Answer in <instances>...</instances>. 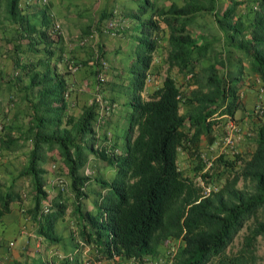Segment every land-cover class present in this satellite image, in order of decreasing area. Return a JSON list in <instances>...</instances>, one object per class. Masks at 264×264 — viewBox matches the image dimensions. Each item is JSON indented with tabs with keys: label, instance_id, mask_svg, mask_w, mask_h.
Instances as JSON below:
<instances>
[{
	"label": "trees",
	"instance_id": "16d2710c",
	"mask_svg": "<svg viewBox=\"0 0 264 264\" xmlns=\"http://www.w3.org/2000/svg\"><path fill=\"white\" fill-rule=\"evenodd\" d=\"M19 1L0 0V23L17 24L4 38L13 45L9 56L13 75L8 78V72L0 68V88L4 86L7 96L5 106H0V155L21 150L24 157L16 172L0 176V222L17 203L47 247L62 242L57 223L71 206V237L76 246L89 245L96 259L107 264H124L126 259L148 264L145 256L155 257L172 238L181 239L172 264H251L258 237L264 238V113H255L252 150L232 157L219 153L205 169L202 141L214 143V127L222 116L225 121L235 118L242 102L244 70L241 61L235 71L222 73L223 50L210 55L212 44L200 42L190 26H202L199 18L211 13L223 32L225 51L245 57L254 78L264 84V0H226L220 8L218 0L138 3L130 15L138 25L120 152L112 136L96 129L94 99L77 114L69 111L68 74L89 60L97 73L104 60L102 48L91 47L86 59L68 58L64 66L59 65L60 30L48 19L42 26L30 22ZM108 15L101 14L91 25L102 26L106 18L116 16L123 22L115 35L120 34L129 15L118 10ZM162 23L168 33L166 62L187 76L186 87L167 72L162 83L144 97ZM89 28L86 35L93 32ZM208 57L212 61L203 64ZM180 152L192 159V171L200 174L207 191L180 168ZM91 153L115 166L110 179L85 171ZM55 169L68 181L64 175L65 185L56 183L57 195L50 199L48 176ZM6 170L10 172L7 168L1 172ZM90 183L96 187L93 208L86 205ZM44 203L49 204L46 211ZM243 227L239 246L229 251ZM0 237L3 251L5 239ZM50 263L82 262L74 263L67 256ZM35 264L47 263L40 257Z\"/></svg>",
	"mask_w": 264,
	"mask_h": 264
},
{
	"label": "crops",
	"instance_id": "0c3cea01",
	"mask_svg": "<svg viewBox=\"0 0 264 264\" xmlns=\"http://www.w3.org/2000/svg\"><path fill=\"white\" fill-rule=\"evenodd\" d=\"M141 0H20L19 5L23 8V11H26L30 22L36 23L39 26H42L43 22L48 19L49 23L59 22L60 24V37L63 45V53L61 58L58 61V64L64 66V61L68 58L73 60L86 59L89 56L88 51L91 47L95 50L100 46L104 51V60L106 67L102 66L98 72H102L105 75V80L103 83L97 81V74L94 76L93 73H84L83 70H73L71 71L67 78L69 82V93H68V103L69 111L71 113L77 114L80 112L84 104L89 103L92 99L95 98L97 93H100L104 98L109 96L110 101L115 103L114 110L106 117V119L101 122L99 125L96 124L97 131L99 130L102 135L103 132H109V135L113 142L116 143V151L120 152L123 145V133L126 127L127 122V111L128 106L126 105L129 100V90H128V74H129V64L133 56L135 55V37L134 30L136 29L138 22L135 19H132L130 15L132 12L138 9V3ZM157 3H162V0H156ZM222 7V6H221ZM0 8V13H1ZM115 10L122 11L124 14L129 15L128 19H124L125 25L122 28V32L118 35H113L103 28V26H92L91 24L97 21L101 14L109 13L113 15ZM108 15V16H109ZM204 14L199 19L203 20ZM110 17V16H109ZM128 17V16H127ZM128 20V22H127ZM93 21V22H92ZM8 22V21H7ZM8 26H17L16 23L8 22ZM1 24V23H0ZM163 29L160 31L159 46L157 50L153 53V59L151 62V67L148 72L144 89L142 95L144 97L148 96V93L155 87L159 86L162 83V79L167 72H170L176 77L178 82L182 83V88H185L183 81L187 76H183L181 72L178 71L177 66L168 67L166 62V50L165 45L167 44V27L164 23L161 24ZM90 27V28H89ZM94 30L92 38L86 40L82 44L80 42L81 36L86 34L88 30ZM192 33L197 36V39L200 42L208 41L210 42L211 48L209 49V54L213 56L215 51L223 50L225 57L226 65L221 68L222 73H225L230 69L231 72L235 71L236 66L239 62H243V96L240 107L236 110L235 115H240L241 123L247 128H251V131H247V134L250 136L242 135V139L237 144L238 149L235 147L233 150H230L231 145L227 144L225 139L221 136L223 144L219 145L218 152H224L225 155H229V152L241 151V154H246L254 147L252 133V128L254 127L257 119L254 118L253 106L258 97L260 96L264 100V94L259 95L257 93L256 87L259 83L258 79L254 78V74L250 72L248 68L247 60L245 57H240L233 52L225 51V38L222 30L219 26H190ZM13 28H11L10 35ZM215 31V32H213ZM217 32V33H216ZM9 35V36H10ZM12 53V49L8 52V58ZM33 55V53H31ZM10 60V59H9ZM212 61L211 57H208L202 61L203 64H207ZM86 66L89 69H92L94 66L91 64ZM0 68H3V65L0 64ZM5 70V69H4ZM6 71V70H5ZM8 78L13 75L12 70H8ZM248 77L253 78V84H250ZM96 79V81L94 80ZM108 84L105 89L103 87L99 88L98 85L103 86ZM3 85L0 88V99L5 97L6 91L3 90ZM106 95V96H105ZM5 100V99H4ZM95 101V100H94ZM0 104H4L3 100H0ZM78 111V112H77ZM225 123V118L222 116V121L217 124L221 125ZM217 125L214 127L215 141L213 144L208 145L203 139V145L205 148L209 149L212 146L219 142L217 141L219 129ZM220 128V129H221ZM244 130V128H243ZM241 137V134L239 135ZM245 140H244V139ZM208 145V146H207ZM227 145V148H225ZM229 145V146H228ZM207 146V147H206ZM232 147V146H231ZM22 151H16L13 154L21 153ZM12 154V153H11ZM52 166L55 167L54 164ZM115 166L107 163L102 157H99L95 154H89V159L85 165V171L93 176H100L105 179H110L114 173ZM57 169L53 173H50L48 176L47 187L49 190L50 199H54L57 195L58 185L56 184L54 177L57 174ZM65 175V174H64ZM63 175V176H64ZM66 176V175H65ZM65 180L68 181L67 176ZM88 197L86 198V205L89 208H93L94 197L96 194V187L93 183H90L87 187ZM69 200L72 199L70 193L68 194ZM18 204L13 203V210L7 215L15 211V207ZM71 206L67 209L66 214L64 215L63 220H59L57 223V231L62 235V242L59 244H52L47 246V251H52L50 255L56 254L55 256L67 257L75 263L78 261L83 264H90V261H85V256L93 254L92 248L89 245H83L82 247H77L75 244V239L71 237V230L73 226V217L70 213ZM27 221L31 225V232L38 241L40 247L45 245V242L41 240L39 236L35 233V226L30 219ZM24 232L23 230H20ZM43 246V247H44ZM39 247V249H40ZM1 255L4 253H0ZM54 256V257H55ZM40 257L43 258V253H40ZM29 258V257H28ZM31 261V258L29 259ZM105 261V260H103ZM100 262V260H99ZM81 263V264H82ZM132 264V263H130ZM159 264H163L161 261Z\"/></svg>",
	"mask_w": 264,
	"mask_h": 264
},
{
	"label": "rangeland",
	"instance_id": "374dc122",
	"mask_svg": "<svg viewBox=\"0 0 264 264\" xmlns=\"http://www.w3.org/2000/svg\"><path fill=\"white\" fill-rule=\"evenodd\" d=\"M162 1L164 3H167L169 0H162ZM225 2H226V0H218L219 8L221 6H223ZM242 7L243 6H239V9H243ZM0 17H2L1 14H0ZM203 20H205V24L203 23L202 20L199 19V21H201V23H203L202 26H217L214 22V18H213L211 13H207L206 16H204ZM8 25H9V23L0 24V64L3 65V69H5L6 72H8V70L12 69V62L8 58V52L11 50V48L13 46L12 44L7 43L4 40V38L7 35H10V28L12 26H8ZM213 32H215V31H213ZM85 36H86V34L84 36H82V38ZM91 38L92 37L88 38L87 40H89ZM79 69L83 70L84 73L89 72V73H93L94 76H96V72L92 71L93 68L89 69V67H87L86 65L81 64L75 70H79ZM97 73H98V71H97ZM248 79L250 80V84L251 83L253 84V78L248 77ZM94 80L96 81V79H94ZM107 85L108 84L106 83L103 86H100V85H98V86H99V88L103 87V89H105L107 87ZM243 86H244V84L240 85V89L242 92H244ZM256 90H257V87H256ZM257 93H258V91H257ZM106 97L110 98L109 96H106ZM6 98H7V96L3 97L0 100H3L4 102H6ZM258 99H259V97H258ZM257 101L258 100H256V102ZM256 102L254 103V106H255ZM0 106H5V104H0ZM254 106H253V108H254ZM253 113H254L253 119H257L258 116H257V114H255L254 110H253ZM224 118H225V116H224ZM240 119H241L240 115H235V118L232 119L233 122H235L238 125L239 130L237 131L238 136L237 135L235 136L232 144L226 142L227 144L232 146L231 147L228 145L230 147V150H233L235 147L238 149L237 144L242 139L243 134L245 137L250 136L249 134H247V131L248 132L251 131V128H248V127L246 128L241 123ZM223 125H224L223 128H221V125H217V127L219 129L217 141H219V142H216L212 146V148H209V149L205 148V144L202 146V151H203L202 155H203V158L207 161L205 169L210 164V162L216 157V155L221 153V152H218V150L220 149V148H218V146L224 143L221 139V136L224 138V136L228 130L227 121H225V123ZM243 128H244V130H243ZM240 134H241V137H239ZM225 148H227V145H225ZM235 152L236 151L229 152L228 157H232V154ZM237 152H241V151H237ZM23 160H24V157H23L22 152L18 153V154H13V153L12 154L11 153L3 154V155L1 154L0 155V176L5 178L6 174L16 172L19 164ZM191 160L192 159H189V157L186 156L183 152H180L178 155V163H179L180 168L182 170H184L185 173L192 176L193 180L197 184H201V185L203 184L205 190L207 191L208 186L204 185V183L200 177V174L192 171L193 163L190 162ZM5 168H7L10 172L7 173V170L1 172ZM221 168H222V166H221ZM19 183H21V185H22V183H23L22 179L20 180ZM24 184H25V182H24ZM238 184L241 185V181ZM15 204H17V203H15ZM245 229L246 228L243 227L236 234L233 241L228 246L229 251L237 249V247L240 244L242 234L244 233ZM20 230H23L24 232H21ZM30 232H31V225L27 221V219L25 217H23V215H21L19 208H18V205H17V207H15V211L9 215H6L4 217V219L2 220V222H0V236L2 235V237H4V239H5V243L3 246V247H5V249L3 251H2V249H0V251H1L0 253H4L2 255L0 254V264H35L37 261H39L40 253H43V259L47 264H51L50 263L51 260H60L59 256H55L56 254L50 255L52 253V251H49V250L47 251V248L43 247L44 245H42L40 247L37 239L32 234H30ZM10 241H12V243H10ZM180 242H181L180 238H172L169 242H167V244H162L160 246L158 255H155V257L146 255L144 260H146L148 264H159L160 261L163 264H166L167 259L169 258L170 251L172 249L175 250L178 247V245L180 244ZM39 247H40V249H39ZM30 258H31V261L29 260ZM84 258H85V261L89 260L90 264H107V262L103 261V260H100V262H99V259H96L94 254H91L88 257L85 256ZM123 261L125 262L124 264H130V262H131V260H129V259H126ZM251 264H264V238L263 237H258L257 248H256V258Z\"/></svg>",
	"mask_w": 264,
	"mask_h": 264
},
{
	"label": "built area",
	"instance_id": "2783aa9c",
	"mask_svg": "<svg viewBox=\"0 0 264 264\" xmlns=\"http://www.w3.org/2000/svg\"><path fill=\"white\" fill-rule=\"evenodd\" d=\"M123 24L122 21L119 20L118 17L116 16H112V17H108L106 18L103 22H102V26L103 28L107 29V31H109V33L115 35L116 32L118 31L119 27ZM54 28L56 30H60V24L59 22H54L53 24ZM94 30L92 33L86 35L85 37L81 38L80 42L83 43L85 42L88 38L92 37V35L94 34ZM102 67L105 68L106 64L105 61L102 62ZM76 67H73L72 70H75ZM105 80V75L102 72H98L97 74V81L99 83H103ZM257 91L258 94L261 95L262 93H264V84L259 83L257 85ZM95 102L98 105V115H97V121L96 124L99 125L101 122H103L106 117L114 110L115 108V103L113 101H110L107 98H104L100 93H97L95 98H94ZM254 112L257 114H263L264 113V100L259 96L258 101L256 102L254 108H253ZM233 118H229L227 120L228 123V130L224 136V139L227 143L232 144L234 141L235 136L238 134V130L239 127L238 125L233 122L232 120ZM107 134L109 135V132H107ZM238 136V135H237ZM54 180L57 184H59L60 186H64L65 185V180L63 178V176L59 173H57L54 177ZM43 209L46 211L49 209V204L48 203H44L43 204ZM10 243H12V241H10ZM174 254V250L172 249L169 253V258L167 259L166 264H172V257Z\"/></svg>",
	"mask_w": 264,
	"mask_h": 264
}]
</instances>
